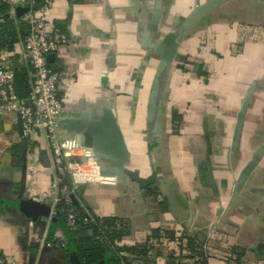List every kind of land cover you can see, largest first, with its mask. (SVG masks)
Returning a JSON list of instances; mask_svg holds the SVG:
<instances>
[{"label":"crops","instance_id":"obj_1","mask_svg":"<svg viewBox=\"0 0 264 264\" xmlns=\"http://www.w3.org/2000/svg\"><path fill=\"white\" fill-rule=\"evenodd\" d=\"M208 1L54 0L49 24L73 38L51 61L62 72L59 136L90 132L102 178L74 184L16 115H0V249L13 264H74L54 240L66 236L56 215L17 207L55 181L50 210L122 219L128 246L150 244L159 228L194 237L209 264H226L233 245L246 264H264V151L241 181L264 145V0H226L182 27ZM12 66L27 74L18 58ZM76 119L82 135L67 127ZM169 256L167 246L148 253L152 264Z\"/></svg>","mask_w":264,"mask_h":264},{"label":"built area","instance_id":"obj_2","mask_svg":"<svg viewBox=\"0 0 264 264\" xmlns=\"http://www.w3.org/2000/svg\"><path fill=\"white\" fill-rule=\"evenodd\" d=\"M11 14L18 22L25 25L27 33L20 39L19 51L0 49V115H16L21 121L22 136L45 144L52 151L54 158L62 160L69 171L74 184L84 183L101 177L99 165L91 148L87 147L78 136L60 137V119L65 105L60 92L62 72L51 64L50 54H56L62 46L73 41L58 26L49 24V13L54 0H8ZM24 11L17 14V8ZM19 59L26 67L29 91L20 95L17 90V70L12 66ZM78 158H86L82 161ZM58 187L55 181L50 191H37L36 200L44 202L51 192ZM57 200V199H56ZM63 210V209H62ZM57 215L54 207L51 214ZM74 207L66 209V221L73 227L76 221ZM54 240L65 251L68 240L54 234ZM118 245V242H115ZM119 256L125 251H117ZM0 264H13L0 249ZM120 264H125L123 261Z\"/></svg>","mask_w":264,"mask_h":264},{"label":"trees","instance_id":"obj_3","mask_svg":"<svg viewBox=\"0 0 264 264\" xmlns=\"http://www.w3.org/2000/svg\"><path fill=\"white\" fill-rule=\"evenodd\" d=\"M10 7L8 0H0V16L2 17L0 49L12 50L16 41L22 39L27 33L26 26L19 23L17 17L6 14ZM16 86L20 95H25L29 91L26 73L17 72ZM61 206L63 210L56 215L57 220L54 223L65 231L68 240L66 251L74 250L75 257L82 264H120L122 256H119L117 251L121 250L134 253L137 259L136 264H152L148 259V253L151 248L154 250L157 246L168 247L170 264H209L202 246L198 245L194 237L184 234L177 235V232L169 230L161 233L159 228H153L150 244L145 242L128 246L121 243L129 234V228L124 220L112 216L93 219L87 216L84 210L74 207L77 214L76 221L74 226L70 227L66 221V209L72 206L69 204ZM115 242H119V245H115ZM228 250L230 254L226 264H246L242 259L244 249L241 250L233 245Z\"/></svg>","mask_w":264,"mask_h":264},{"label":"water","instance_id":"obj_4","mask_svg":"<svg viewBox=\"0 0 264 264\" xmlns=\"http://www.w3.org/2000/svg\"><path fill=\"white\" fill-rule=\"evenodd\" d=\"M224 1L226 0H209L208 2L200 5L199 7H197L187 18V20L185 21V23L183 24L182 27H186L190 22H192L193 20H195L197 17H199L201 14H203L204 12L213 9L217 6H219L220 4H222ZM24 11L23 7H18L17 8V14H21ZM174 43V35L170 34L169 36H167V38L162 42V46L165 47V49H169L172 48ZM166 54V53H165ZM164 54V55H165ZM55 58V54H50L49 59L52 61ZM247 100L242 108V113L240 115V119H239V126H238V131H240L243 120H244V114H245V110H246V105H247ZM83 125L84 122L81 119H76L74 120V122H72V125H68V128H72L74 129L76 132H78V135H82L81 133L83 132ZM75 136V135H74ZM73 137V136H72ZM83 142L84 144L89 147V148H93L95 145L94 142V138L93 135L90 132H86L84 134L83 137ZM264 151V145L258 150L256 156H254L253 160L247 165V167L244 169L243 171V175L241 178V181L244 180V178L246 177V175L251 172L253 170V168L257 165V163L260 160V155L262 154V152ZM94 152V151H93ZM96 155V154H95ZM97 160V158H96ZM17 207L19 208L20 211H22L24 214H26L28 217L37 219L39 217H50L51 215V210H50V206L45 203V202H41L39 200L33 199V198H23L21 200H19L17 202ZM52 220L55 222L57 220L56 217H52ZM64 227V225H62ZM75 251H72L71 254V259L74 262V264H82L78 258L75 257ZM94 264H100V263H94Z\"/></svg>","mask_w":264,"mask_h":264}]
</instances>
